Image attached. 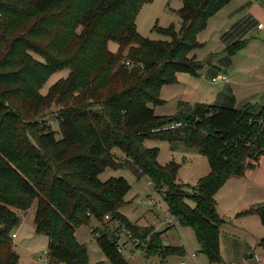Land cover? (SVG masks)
I'll list each match as a JSON object with an SVG mask.
<instances>
[{
  "label": "trees",
  "instance_id": "obj_1",
  "mask_svg": "<svg viewBox=\"0 0 264 264\" xmlns=\"http://www.w3.org/2000/svg\"><path fill=\"white\" fill-rule=\"evenodd\" d=\"M149 1L0 0V264H17L11 231L20 223L19 211L34 206L36 233L49 238V264H90L75 228L90 218L102 223L106 215L131 236L145 240L151 233L147 256L183 255L182 247L162 245L161 232L141 228L120 212L129 183L123 176L100 178L118 168L138 179L147 176L169 214L195 232L207 261L222 263L225 218L214 196L227 179L243 176L264 156V105L194 104L185 113L156 115L162 86L173 84L178 72L197 75L208 62L190 55L200 46L197 34L232 0H181L180 28L155 27L170 37L157 41L136 28L141 5ZM112 41L116 51L109 49ZM245 43L235 41L225 50L233 55ZM63 69L67 76L42 93L50 76ZM53 107L54 129L45 114ZM174 122L180 125L166 128ZM147 138L201 154L208 173L191 187L179 183V163H160ZM252 213L264 226V202L238 215ZM120 226L102 230V236L97 227L91 232H99L98 245L111 264H128L117 248ZM258 245L264 254V237Z\"/></svg>",
  "mask_w": 264,
  "mask_h": 264
},
{
  "label": "crops",
  "instance_id": "obj_2",
  "mask_svg": "<svg viewBox=\"0 0 264 264\" xmlns=\"http://www.w3.org/2000/svg\"><path fill=\"white\" fill-rule=\"evenodd\" d=\"M207 21V26L197 34V40L200 46L192 50L190 55L194 56L198 61L209 58V60L207 59L208 62L203 65V68L199 70L197 75L194 76L189 73L178 72L176 74V81L173 84L162 86L160 97L163 100V104L153 108V112L156 115L169 116L177 112L185 113L194 104H212L232 108H240L249 103L264 105V0H232ZM260 24H262V27H259ZM235 41H245L246 43L240 51L230 55L225 49ZM221 75L226 77L225 80L219 79ZM214 77L217 78V81H212ZM178 149L183 152L185 151V149ZM192 152L198 154L195 151ZM263 162L264 156L258 163V166L262 164L264 168ZM208 170L209 166L204 167L202 174L198 176L197 180L205 176ZM254 171L255 169H251V171L247 170L244 175L247 174L251 178V176H254ZM243 176H236L230 179L240 181L244 189L255 186V180H247L246 176L243 180L238 179ZM177 179L184 183L179 173L177 174ZM258 187L254 192L256 202H253L252 205L264 202V189L261 184H258ZM128 195L129 193L125 197L127 205L120 210L127 219L142 227L152 226L156 232L162 233L161 239L163 235L165 236L163 240L165 244L182 247L184 250L183 255H170L162 259L157 255L146 256L145 254H141L152 259L150 261L149 259L141 261L140 264H179L178 261L181 259L185 260L188 264H213L207 261L206 257L200 253L198 242H195V250L193 251L196 252V256L192 257L193 253L186 254L188 252L184 248V244L180 238L176 239L168 234L167 231L170 228L177 230V227L181 225L169 214L168 207L162 218H159V214L155 210L157 208L156 205H158V200L151 205L153 208L147 207L142 215L131 220L128 212L131 210L132 204L127 200ZM147 196L149 200L154 201L152 200L151 194L148 193ZM214 199L216 202V194ZM237 209L234 217L229 218L220 215L216 202V210L219 216L225 218V222L220 227L221 233L219 237L220 254L222 257L221 264H264L263 250L258 245L259 240L264 237V226L262 224L260 227H257L258 237L247 246L251 250L248 261L241 259L240 247H237L238 254L234 253V249H226L225 244V249L222 250L221 236L223 234H230L233 231L238 232L241 228L240 223L242 224L243 221L241 219L247 216L238 215V213L248 208L243 209L238 207ZM34 211L35 206L26 212H30V215L34 216ZM26 212L22 214L25 215ZM92 227L94 228L96 226L93 224L89 225L88 233L90 234H92ZM118 234L119 236L123 235L122 233ZM83 235L87 236L85 231ZM125 240L123 239V241ZM129 257L131 256H125L128 264ZM34 264L39 263L36 262Z\"/></svg>",
  "mask_w": 264,
  "mask_h": 264
},
{
  "label": "rangeland",
  "instance_id": "obj_3",
  "mask_svg": "<svg viewBox=\"0 0 264 264\" xmlns=\"http://www.w3.org/2000/svg\"><path fill=\"white\" fill-rule=\"evenodd\" d=\"M182 7L181 0H152L149 2H145L141 5V9L136 16V28L138 33L141 36L148 37L152 40H170V37L167 35L155 30V27H164L167 28L174 24L176 29H179L181 26V18L178 14V10ZM109 49L111 51H116L117 45L114 41L109 42ZM36 59H41V56L32 54ZM68 74L67 69H63L53 73L50 78L45 82L44 86L41 88V92L44 93L47 89L60 78H65ZM158 107V106H157ZM154 108V107H153ZM57 107H53L50 112L45 111L47 114L46 120L47 122L51 121V127L56 128L55 111ZM48 112V113H47ZM31 122H36L34 119ZM145 145L148 147H156L158 150V161L162 164L169 162L170 160H174L179 163L178 173L182 178L183 182H179L181 184H186L188 186H192L196 184V180L200 174H202V170L204 167L208 166L207 159L201 154H194L192 151L194 150H185L180 151L178 148L174 150L171 149L169 142L165 140H154L147 138L144 141ZM181 149H186L184 146H180ZM116 157L120 158L122 154L119 150H114ZM263 157V156H262ZM262 157L259 159V162L262 160ZM258 162V163H259ZM264 163V162H263ZM255 169L251 178L249 176L244 175L240 180H243L246 176L247 180H255V186L252 188L244 189L243 184L238 180L227 179L222 185L221 188L216 193V202H217V210L220 215L233 218L237 213V208H249L252 206L253 202H256L254 199V192L259 188L258 184H261L264 189V168L262 164ZM251 171V170H249ZM177 173V174H178ZM123 176L130 185L129 195L127 196V200L131 202L132 208L128 212L130 214V219H134L139 217L144 213L147 207L153 208L151 206L158 200L157 208H155L156 212L159 214V218H162L165 210H167V203L164 202L162 192L158 193L155 188H153L152 183L150 182L147 176H144L140 179L136 177L133 172L127 168H118L115 170L106 169L102 173H100V178L102 180L108 179L109 177ZM258 178H257V177ZM150 184V185H149ZM165 191V189H164ZM151 194L152 200L148 199L147 194ZM191 206L194 205V202L187 201ZM160 204V205H159ZM23 211H19V215H21L20 223L12 228L11 232L16 234L13 239V248L15 252L18 254V262L17 264H34L38 263L40 256H45L46 249L48 247L49 238L44 233L38 234L35 230V224L33 221V216L30 215V212H26L23 215ZM127 213V214H128ZM173 217V216H172ZM91 222L87 225L82 224L75 228V235L77 236L78 241L81 245L85 247L87 250L88 261L90 264H111L106 254L98 245V239L96 235L100 232V236H102V230L107 231L108 233L112 232L117 226H120L116 222L109 223V219L107 216H104L102 223L97 220L90 218ZM241 220L240 223L241 228L238 232L233 231L230 234L222 235L220 238L222 250L230 249L233 250L234 253L238 254L237 247H240L241 250V259L247 260L250 255V248L248 249L249 243H252L255 238H257V227H260L261 221L259 217L255 214H247ZM142 223V221H141ZM93 224L97 228H99V232L94 234L88 233L89 225ZM139 226V225H138ZM121 230H118V233H122L120 235V240L118 242L121 245L122 251L120 253L124 256L128 255L129 264H137L141 263V261L152 259L150 257H146V250L143 252L141 249H137L133 244V238L130 237V233L128 230H123L122 226ZM141 228H146L139 226ZM147 228L152 229V226H147ZM146 228V229H147ZM92 229H94L92 227ZM87 234V236L83 235V233ZM168 234L172 235L176 239L180 238L184 244V248H186V254L193 253L195 250V242L197 243L195 232L190 227L187 226H179L177 230L171 229L167 231ZM144 234V231H142ZM151 237V233H147L146 239L142 240L137 237L140 241L144 242L147 246V241H149ZM162 245H167L163 242L165 236H162ZM123 239H126L123 241ZM123 242V243H122ZM225 244V247H224ZM235 247H234V246ZM146 249V247H145ZM135 252V253H133ZM196 253V252H195ZM201 253V252H200ZM141 254H145L141 255ZM155 256V255H149ZM160 257V256H159ZM222 261V257H221ZM64 264V263H57Z\"/></svg>",
  "mask_w": 264,
  "mask_h": 264
},
{
  "label": "built area",
  "instance_id": "obj_4",
  "mask_svg": "<svg viewBox=\"0 0 264 264\" xmlns=\"http://www.w3.org/2000/svg\"><path fill=\"white\" fill-rule=\"evenodd\" d=\"M259 27H262V24H260ZM225 78H226V77H225L224 75H221L219 79H221V80H225ZM212 81H217V78H215V77L212 78ZM179 125H180L179 122H174V123H172V124L166 126V128L175 129V127H177V126H179ZM162 191H164V189H163ZM106 216H107V215H106ZM107 218H108V216H107ZM123 230L125 231V229H123ZM11 237H12V238H15V233H14V232L11 233ZM130 237H134V236H131V235H130ZM132 241H133L134 246H135L137 249H141L143 252L146 250V249H145V247H146L145 243L142 242V241H140L137 237H134ZM117 248H118L120 251H122L121 245L118 244ZM195 256H196V253L193 252L192 257H195ZM38 263H39V264H49V256H48V253H45V256H42V257L40 256V258H39V260H38ZM178 263H179V264H188V263H186V261L183 260V259L179 260ZM163 264H168V263H163ZM233 264H240V263H233Z\"/></svg>",
  "mask_w": 264,
  "mask_h": 264
}]
</instances>
